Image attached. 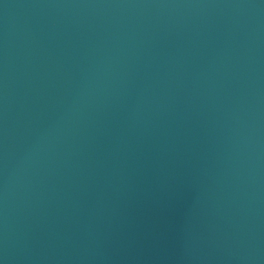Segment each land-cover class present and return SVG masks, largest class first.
<instances>
[{"label":"water","instance_id":"obj_1","mask_svg":"<svg viewBox=\"0 0 264 264\" xmlns=\"http://www.w3.org/2000/svg\"><path fill=\"white\" fill-rule=\"evenodd\" d=\"M0 264H264V0H0Z\"/></svg>","mask_w":264,"mask_h":264}]
</instances>
